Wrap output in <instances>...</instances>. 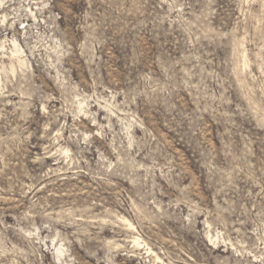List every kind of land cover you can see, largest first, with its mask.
<instances>
[{
    "label": "rangeland",
    "instance_id": "374dc122",
    "mask_svg": "<svg viewBox=\"0 0 264 264\" xmlns=\"http://www.w3.org/2000/svg\"><path fill=\"white\" fill-rule=\"evenodd\" d=\"M2 44L0 264H264V0H8Z\"/></svg>",
    "mask_w": 264,
    "mask_h": 264
},
{
    "label": "bare ground",
    "instance_id": "6f19581e",
    "mask_svg": "<svg viewBox=\"0 0 264 264\" xmlns=\"http://www.w3.org/2000/svg\"><path fill=\"white\" fill-rule=\"evenodd\" d=\"M5 1L8 0H0V6L2 5V3H4ZM27 10L29 11L30 14L33 15V11L32 8L28 6ZM2 21H7V13H3L1 15ZM35 18V17H34ZM0 49L3 50L4 49V45L2 44L0 46ZM9 58V62H10V72H14L16 69V66L19 67L20 69H23L24 67H27L29 65V61L27 60V55L23 49V47L21 46V44L18 42V40L15 37H12L9 40V49L8 52L6 54ZM29 59V58H28ZM1 66V65H0ZM2 68V67H1ZM5 68V66H4ZM3 68V69H4ZM7 68V67H6ZM8 69V68H7ZM1 70V69H0ZM6 71V70H4ZM8 71V70H7ZM19 71V70H18ZM7 73V72H6ZM15 73V72H14ZM131 228V225L129 224V226ZM138 238L133 236V242H137ZM57 249V248H56ZM58 251V253H62V249L58 247V249L56 250Z\"/></svg>",
    "mask_w": 264,
    "mask_h": 264
}]
</instances>
